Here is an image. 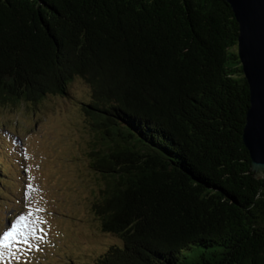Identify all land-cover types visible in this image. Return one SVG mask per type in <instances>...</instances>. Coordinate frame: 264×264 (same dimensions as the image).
Instances as JSON below:
<instances>
[{
  "label": "trees",
  "instance_id": "obj_1",
  "mask_svg": "<svg viewBox=\"0 0 264 264\" xmlns=\"http://www.w3.org/2000/svg\"><path fill=\"white\" fill-rule=\"evenodd\" d=\"M227 0H0V100L90 88L107 144L92 264H264V176Z\"/></svg>",
  "mask_w": 264,
  "mask_h": 264
},
{
  "label": "rangeland",
  "instance_id": "obj_2",
  "mask_svg": "<svg viewBox=\"0 0 264 264\" xmlns=\"http://www.w3.org/2000/svg\"><path fill=\"white\" fill-rule=\"evenodd\" d=\"M89 102L79 77L66 96L0 100V264H92L119 242L93 211L106 185L94 153L107 144L84 110Z\"/></svg>",
  "mask_w": 264,
  "mask_h": 264
},
{
  "label": "water",
  "instance_id": "obj_3",
  "mask_svg": "<svg viewBox=\"0 0 264 264\" xmlns=\"http://www.w3.org/2000/svg\"><path fill=\"white\" fill-rule=\"evenodd\" d=\"M239 23L238 55L250 90L243 141L254 178L264 176V0H227Z\"/></svg>",
  "mask_w": 264,
  "mask_h": 264
},
{
  "label": "snow or ice",
  "instance_id": "obj_4",
  "mask_svg": "<svg viewBox=\"0 0 264 264\" xmlns=\"http://www.w3.org/2000/svg\"><path fill=\"white\" fill-rule=\"evenodd\" d=\"M18 219L23 222L25 217L21 216V217H18ZM15 231H16V225L15 224H12L11 228L4 234V241H5V245L4 247H7V241L10 237H13L14 238V235H15Z\"/></svg>",
  "mask_w": 264,
  "mask_h": 264
}]
</instances>
